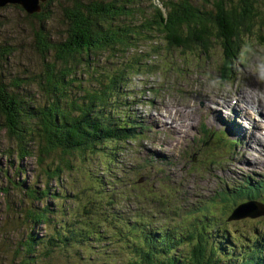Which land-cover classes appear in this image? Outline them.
<instances>
[{
    "label": "trees",
    "instance_id": "trees-1",
    "mask_svg": "<svg viewBox=\"0 0 264 264\" xmlns=\"http://www.w3.org/2000/svg\"><path fill=\"white\" fill-rule=\"evenodd\" d=\"M159 1L151 3L149 17H145L138 6L141 0H64L63 3L61 0H44L39 1L38 10L33 12L20 4L5 5L24 11L28 22L36 19V25L31 28V46L38 57L35 69L24 66L22 74L10 75L8 64L15 49L11 41L0 44V132L3 131V137L14 146L5 154L10 153L18 159L34 158L40 168L38 176L45 175L46 178L40 190L34 182H16L19 193L14 197L20 196V206L15 209L23 216L22 223L25 228L28 225L44 227V232L38 235L25 229L14 251L16 256L8 264H34L39 261L37 259L50 262L60 256L72 258V250L76 251L75 259L83 261L85 258L88 264H219L218 254L224 260L221 249L226 247L225 253H229L235 246V239L233 243L227 240L228 233L223 236L227 243L217 241L215 234L210 237L206 223L191 224L188 232L177 234L179 227L172 225L169 229L166 221L161 222L158 216L149 213H146L148 219L130 221L131 211L128 213L115 207L123 193L120 190L118 194V178L110 170L112 164L109 162L114 161L116 151L111 152L107 163H101L104 171L101 175L88 173L86 181L89 185L70 175L69 182H74L76 193L73 194L77 203L73 205L74 215L65 212L60 203L53 207L44 200L48 195L59 198L61 191V197L71 193L70 187L66 191L62 184L65 172L74 170L75 154L80 153L84 161V152L92 154L107 143L127 141L136 131L132 121L118 116L114 110L106 111L119 99L120 83L124 81L122 70L131 66L111 73L101 70L98 76L102 78H92L95 84L86 85L84 89H81L82 83L75 84L76 77L72 73L77 66L84 63L86 74L95 75L94 69L100 67L99 55L135 47L138 38L149 37L152 32L162 33L169 48L200 47L204 50L211 41H219L224 59L230 62L237 58L235 55L242 47L243 35L251 33L256 25L264 26V10L257 0H237L236 3L212 0L211 9L200 8L191 0ZM137 15L142 20L135 25ZM56 16L61 28L51 32L46 25ZM257 36L264 42V35ZM138 59H132V66ZM28 85L33 87V94L23 90ZM74 87L81 89L76 98L70 95ZM38 94L39 100L34 97ZM230 141L234 150V142ZM52 181L58 185L53 191L49 188ZM261 186L264 187V181L252 185L253 190L248 185L247 194L263 196ZM12 188H17L14 182ZM0 189L7 200V188L0 186ZM234 190L240 194L239 190ZM139 223L142 228L138 231ZM130 242H133L131 260L124 261L122 256L111 258L109 249L119 250ZM178 243L191 245V248L173 251L178 249ZM257 244H253L247 253L241 250L243 255L249 253V257L230 254L227 259L236 262L224 261L223 264H264L261 253L264 247L259 246L263 244ZM258 253H261L259 261Z\"/></svg>",
    "mask_w": 264,
    "mask_h": 264
},
{
    "label": "rangeland",
    "instance_id": "rangeland-1",
    "mask_svg": "<svg viewBox=\"0 0 264 264\" xmlns=\"http://www.w3.org/2000/svg\"><path fill=\"white\" fill-rule=\"evenodd\" d=\"M61 1L63 3L64 0ZM191 1L200 8L211 9L213 5L212 0ZM152 2L160 3L159 0H141L138 3L145 17H149ZM257 2L264 10V0ZM140 20L142 17L137 15L134 24L138 25ZM50 21L52 22H47L46 28L51 32L61 28L57 16ZM36 23V19L28 22L24 11L12 5L0 8V44L11 41L15 49L12 50L13 55L8 64L10 75L22 74L24 66L35 69L38 65V57L31 46V28ZM150 34L149 37L138 38L135 47L130 46L131 48L126 50L114 52L115 54L105 51L102 56L99 55L97 62L100 67L94 69L95 75L86 74L87 67L84 63L77 66L72 73L76 77L75 84L82 83L81 89H84L86 85L89 87L95 84L92 78H102L98 76L101 70L111 73L126 65L131 66L130 69L122 70L124 81L120 83L118 104L116 100L113 101L106 111H116L118 116L125 120L130 119L134 125H139L140 129H136L139 133L127 141L111 142L110 145L107 143L108 146H99L92 154L86 155L84 152V161L80 153L75 154L74 170L65 172L62 184L65 189L70 187L71 193L61 197V191L58 193L59 198L48 195L44 200L53 207L61 205L65 212L74 215L76 193L74 182H69L70 175L72 179L89 185L88 173L92 171L93 174L99 175L104 172L101 163H107L111 152L116 151L113 154L114 161L109 163L112 164V173L120 178L117 184L118 194L120 190L123 191L117 208H132L130 221L143 219L146 213H149L154 217L158 216L161 222L166 221L169 229H172V225L179 227L177 234L188 232L191 224L206 223L205 226L210 228L207 234L210 237L215 234L220 243H227L223 236L228 233L227 240L231 243L233 239L239 241L244 250H248L256 242L264 247V213L257 218H243L239 207L249 199L244 196L237 197L238 194L234 190L240 191L243 182L248 178L251 180V186L264 178V154H260V151L251 152L259 143L255 144L256 140L248 138L251 135L259 137L261 127L248 128L251 119L245 113L244 103L246 101L248 104L251 99L255 104L259 101V117L264 115V42L259 41L257 36L264 35V26L256 25L251 33L246 32L243 35L239 54L237 52V58L230 62L224 59L219 41H211V45L204 50L200 47L169 48L162 33ZM134 57L139 59L132 66ZM81 89L79 91L74 87L70 95L76 98ZM23 90L26 94L34 92L30 85ZM34 97L37 100L40 98L39 94ZM220 97L224 98L228 105L234 103V109L239 111L238 114L227 111L228 114L231 113L230 117H243L240 126L246 129L242 132L240 129L235 131L239 124L233 117L231 120L228 117L222 119L226 114L221 112ZM255 115L258 118V114ZM262 122L261 120L260 126ZM203 124L213 131L211 137L203 128ZM3 136L1 131L0 186L7 188L8 198L5 200L3 190L0 189V264H8L13 256H16L14 251L25 229L38 235L44 232V227L28 225L25 228L22 223L23 216L18 215L15 209L20 206V196L14 197L19 193L16 182H34L37 190H40L46 178L45 175L38 176L40 168L34 158L18 159L10 153L5 154L6 150H12L14 146ZM231 136H234L237 148L243 155L238 153L239 151L234 152ZM248 139L254 144L250 142L251 146L248 145ZM214 160L217 161L216 164ZM137 179L144 181L137 185ZM78 181L75 183L80 190ZM13 182L17 188H12ZM49 188L53 191L58 185L52 181ZM223 196L226 200L221 199ZM251 200L260 203L258 207L264 205V195L259 197L258 194V199ZM58 203L60 205H57ZM131 203L132 206L129 205ZM216 209L219 213H211ZM205 211L211 214H206ZM260 211L261 208L259 213ZM162 213L163 216L160 215ZM121 222L122 220L118 221V225ZM141 228L139 223L136 229L139 231ZM182 235L184 236L183 233ZM171 236L176 239L174 234ZM132 243L122 245L119 250L109 249L111 258L122 256L124 261L131 260ZM189 248L191 245L185 244L173 251L183 252ZM238 249L237 246L233 255L240 257ZM221 251L224 260L220 258L221 254H218L217 263L236 262L227 259L232 252L225 253L226 247ZM261 253L264 254L263 248ZM71 254L72 258L60 256L50 262L37 259L39 261L34 264H88L85 258L83 261L75 259V250H72ZM247 256L249 257V253ZM256 257L260 259L259 254Z\"/></svg>",
    "mask_w": 264,
    "mask_h": 264
},
{
    "label": "water",
    "instance_id": "water-1",
    "mask_svg": "<svg viewBox=\"0 0 264 264\" xmlns=\"http://www.w3.org/2000/svg\"><path fill=\"white\" fill-rule=\"evenodd\" d=\"M39 1L44 0H0V8L5 6L6 4H20L22 7L27 10L28 12H33L35 10H38V3ZM260 203L254 202V201H247L239 207L241 211V216L243 218L245 217H258V215L261 216L262 213H264V205L262 207H258ZM261 208V211L259 213V209ZM254 213V214H251ZM245 216V217H244ZM232 218V216H231Z\"/></svg>",
    "mask_w": 264,
    "mask_h": 264
},
{
    "label": "bare ground",
    "instance_id": "bare-ground-1",
    "mask_svg": "<svg viewBox=\"0 0 264 264\" xmlns=\"http://www.w3.org/2000/svg\"><path fill=\"white\" fill-rule=\"evenodd\" d=\"M215 95V94H214ZM233 95V94H232ZM225 96V95H224ZM230 96V95H229ZM245 100H247V99H245ZM258 101V100H257ZM255 101H253L252 99L250 100V101H248V104H246V106H245V108H246V110H245V113H246V115H247V117H249L251 120H257L258 118H257V116L255 115V114H258L259 115V107L261 106L260 105V103H259V101H258V104H259V106H258V104H255L254 103ZM219 104H221L222 105V108H228V105H227V101L226 100H223L222 102H220ZM248 106V107H247ZM258 107V108H257ZM247 109H248V111H247ZM250 110H252L253 112H251ZM247 112H249V113H247ZM255 112H257V113H255ZM234 112L232 111V114H233ZM235 114V113H234ZM262 115V114H261ZM223 116V115H222ZM232 117L234 118V120H236V121H238V124H239V126H240V123H241V121L243 120V117L242 116H240V115H232ZM232 117H230L229 115H228V118H229V120H231L232 119ZM223 120H225L226 119V117H224L223 116V118H222ZM221 120V119H220ZM264 120V119H263ZM228 121V120H227ZM226 124V123H225ZM262 125H263V123H262ZM239 126H237L236 128H235V131H239ZM245 132V131H244ZM244 136V135H243ZM246 136V135H245ZM249 139H253V140H256V142H255V144L256 143H260V145L262 146V148H263V150H264V144H261V141H262V139L263 138H261V137H257L256 135L255 136H253V135H251V136H249L248 137ZM246 139H247V136H246ZM247 140L246 141V143L248 144V145H250L249 143L250 142H252V144H254L253 143V141L252 140ZM230 140H232L234 143H233V145H234V150L235 151H239L238 153H240L241 155H243V153H242V151L241 150H239L238 148H237V144L235 143V138H234V136H231L230 137ZM251 146V145H250ZM254 146V145H253ZM260 154H264V152H261L260 151ZM262 158H263V163H264V156H262ZM123 176V175H122ZM156 221V220H155ZM184 226V225H183ZM14 231V230H13ZM10 233V232H9ZM237 239V238H236ZM258 243V242H257Z\"/></svg>",
    "mask_w": 264,
    "mask_h": 264
}]
</instances>
